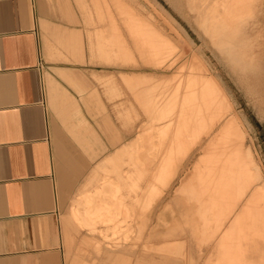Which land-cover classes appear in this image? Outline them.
<instances>
[{
  "label": "crops",
  "instance_id": "obj_1",
  "mask_svg": "<svg viewBox=\"0 0 264 264\" xmlns=\"http://www.w3.org/2000/svg\"><path fill=\"white\" fill-rule=\"evenodd\" d=\"M100 1L0 0V264L131 263L103 235L114 187L131 174L124 165L118 176L113 160L132 145L136 115L120 99L127 73L99 59ZM111 36L122 48L112 58L132 57L116 26ZM168 245L143 250H177Z\"/></svg>",
  "mask_w": 264,
  "mask_h": 264
},
{
  "label": "rangeland",
  "instance_id": "obj_2",
  "mask_svg": "<svg viewBox=\"0 0 264 264\" xmlns=\"http://www.w3.org/2000/svg\"><path fill=\"white\" fill-rule=\"evenodd\" d=\"M96 6L101 27L99 59L117 65V75L127 73L122 75L125 85V79L140 75L152 78L150 80L156 84L167 80L173 84L180 77L194 75L218 83L233 108L230 114L244 134L240 152L249 180L245 192L238 186L222 194L220 211L207 210L206 205L212 201L214 174L220 170L224 176L227 171L226 153L217 140L225 119L218 122L209 135L191 141L187 154L177 158L173 167L164 172L162 160L175 148L174 127L163 137L162 130L168 122L160 120V115L151 122L149 114L142 110L127 88L120 99H125V108H129L128 101H131L132 114L136 115L126 126L131 129L133 142L125 153L117 154L113 162L119 158L122 163L126 158L122 165L129 166L125 171L135 176L138 188L133 195L142 197V202L135 201L138 196L134 200L123 198L121 190L129 189L123 188L119 181L120 185L114 187L115 214L108 213L114 218L110 223L113 227L102 232L104 240L122 246L120 250L130 258V264H138L141 260L143 264H264V0H101ZM226 7L230 15L238 17L232 30L224 27ZM108 10L114 17L108 15ZM133 20L151 25L158 35L172 44L173 53L161 66L146 53L140 54L141 46L130 31ZM114 26L132 57L112 58L110 39ZM194 67L199 71H192ZM180 107L181 103L173 107V124ZM183 118L192 121L190 110ZM131 153L133 164L132 160H127ZM165 176L168 179H163V183ZM192 177H195L192 193L201 200L199 206L195 202L188 205L187 201L192 194L185 184ZM151 186L156 189L158 200L145 209L140 221L128 203L142 211L146 208L143 199ZM255 193H259L260 198L252 202ZM93 200L92 204L101 203ZM99 214L103 223V213ZM196 214L200 235L192 223ZM139 222L142 225L135 227ZM90 230L96 231L93 227ZM166 244H171L166 249L177 250L174 253L143 250V245Z\"/></svg>",
  "mask_w": 264,
  "mask_h": 264
},
{
  "label": "bare ground",
  "instance_id": "obj_3",
  "mask_svg": "<svg viewBox=\"0 0 264 264\" xmlns=\"http://www.w3.org/2000/svg\"><path fill=\"white\" fill-rule=\"evenodd\" d=\"M229 13L230 10L226 7L225 12L223 13V21L225 23L224 27L227 30H232L233 27H236L237 22L234 20L238 17L230 15ZM130 31L139 42L138 43L136 41V43L141 46L140 54L143 55L146 53V55L157 66H161L163 62L173 53L174 48L170 41L163 38L161 35H158L152 26L146 22L141 20L131 21ZM111 46L116 48V50H122L120 42L117 38L112 39ZM115 57L118 59L120 54L116 52ZM192 69V71H199L198 67H194ZM150 79L152 78L144 76H131L125 80L128 90L131 92L133 98L142 110L149 114L151 122L156 120L155 117H157V115H160V120L168 122V125H166L162 130L163 137L166 136L170 127H174L175 148L171 151L169 157L165 156L162 160V171H168L166 169L172 168V165L177 158L183 157L187 154L191 141L200 140L202 137L209 135L214 131L217 123L225 119L221 130L218 131L217 140L219 141L218 146H220L221 150L226 153L225 157L227 158L228 163L227 171L224 176L221 175L220 170L216 171L214 174L211 184L213 189L211 196L212 201L206 205L208 207L207 210L220 211L222 208L220 201L222 194L226 191L229 192L233 189H237L238 186L245 192L249 182L246 177L247 175L244 172L246 167L244 162H242L240 152V147L243 145L244 134L241 131L235 117L230 114L232 113L231 111L233 108L229 100L218 83L213 80L205 81L200 75H194L187 78L180 77L177 81L175 80V83L173 84H171L168 80H164L165 82L163 83L156 81L158 83L156 84L152 83V80ZM181 95L182 98H180ZM178 103H181V111L176 115V123L173 124V107H175ZM189 110L192 118L191 122L188 119L183 118L185 114L187 115ZM192 137L193 139H191ZM248 157L250 162H252L251 157ZM127 160H132L131 163L133 164L132 153L130 154V159L128 158ZM114 163L115 170L119 176V173L121 172V165L124 161L121 163L119 158H115ZM129 177L130 178L127 180L120 178V181L123 184L121 186L129 189L132 195L135 189L138 188V184L136 183L137 180L134 178V175L131 174ZM163 179H168V177L165 176L162 178V182L164 183ZM194 179L195 177L188 179L185 184L189 192L192 194L187 201L188 205H192L195 202L199 206L201 205V200L195 197V192L192 193V190L194 189ZM103 186L105 190H113L109 182H106ZM158 196L159 195L156 193V189L154 187L151 186L147 189V195L143 199L146 208L142 209L141 217L145 216V209H149L152 205H154V202L158 200ZM259 198V193H255L251 201L254 202ZM135 201L142 202V199L140 200L138 196ZM197 221L196 214L192 219V223L196 226V233L200 235L198 223L196 224Z\"/></svg>",
  "mask_w": 264,
  "mask_h": 264
}]
</instances>
